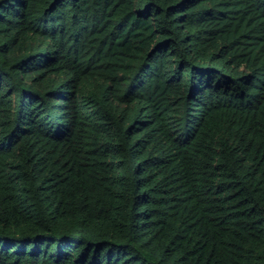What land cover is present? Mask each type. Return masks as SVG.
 Here are the masks:
<instances>
[{
    "label": "trees",
    "instance_id": "16d2710c",
    "mask_svg": "<svg viewBox=\"0 0 264 264\" xmlns=\"http://www.w3.org/2000/svg\"><path fill=\"white\" fill-rule=\"evenodd\" d=\"M0 264H264V0H0Z\"/></svg>",
    "mask_w": 264,
    "mask_h": 264
}]
</instances>
